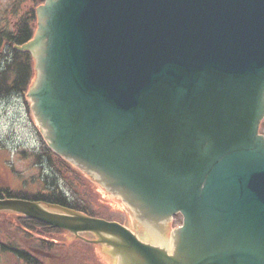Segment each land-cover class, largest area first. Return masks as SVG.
<instances>
[{"label": "water", "instance_id": "obj_1", "mask_svg": "<svg viewBox=\"0 0 264 264\" xmlns=\"http://www.w3.org/2000/svg\"><path fill=\"white\" fill-rule=\"evenodd\" d=\"M37 17L16 48L36 61L40 134L134 203L139 218L102 187L139 236L150 220L184 219L171 240L164 225L167 247L35 200L0 198V210L89 232L106 252L101 237L120 264H264V0H45Z\"/></svg>", "mask_w": 264, "mask_h": 264}, {"label": "trees", "instance_id": "obj_2", "mask_svg": "<svg viewBox=\"0 0 264 264\" xmlns=\"http://www.w3.org/2000/svg\"><path fill=\"white\" fill-rule=\"evenodd\" d=\"M43 1L14 0L8 8L9 10L12 9L13 17L7 18L5 22L0 20V64H2V66L0 65V94L7 92L25 93L34 79L35 69L32 55L28 51L16 50L14 46L29 41L34 35L37 27L36 7ZM5 50L9 53L8 56L5 55ZM3 56L6 58L2 59ZM261 130L264 133V120L261 123ZM34 155L36 159L40 157L45 159L56 170V174L64 179L63 185H60V177L56 175L59 178L57 181L56 179L53 180L51 187H46L41 182V188L36 192H29L24 189L22 192L10 190L6 191L8 197L37 200L92 216L114 219L105 201V193L99 190L98 185L87 174L63 157L55 154L48 146L43 147L41 154L35 153ZM15 217L12 221L18 222L19 226L9 220L14 229L13 234L9 235L8 241L0 239V251L12 253L20 262L25 264H82V260L89 256L81 254L79 258L75 253L77 246L74 243L77 241L83 243V240L73 238L69 243H65L50 234L62 230L19 214H15ZM2 230L3 228L0 227V232ZM29 247L41 251L48 250V254L60 257L53 258L50 255H44L41 259H37L31 255L35 254V251L32 252Z\"/></svg>", "mask_w": 264, "mask_h": 264}, {"label": "rangeland", "instance_id": "obj_3", "mask_svg": "<svg viewBox=\"0 0 264 264\" xmlns=\"http://www.w3.org/2000/svg\"><path fill=\"white\" fill-rule=\"evenodd\" d=\"M13 2L14 0H0V20H4L2 22L13 17L12 9H8ZM44 146H47V141L38 130L34 120L32 104L27 94L22 93L8 98H0V188L15 192H22V189L36 192L41 188V182L46 187H51L53 180L56 179L57 181L59 177V183L63 185L64 179L56 174V170L45 159L42 157L36 159L34 155L35 153L41 154ZM101 189L105 191L102 187ZM106 193L109 197H106L105 201L112 212L113 218L135 230L128 210L108 192ZM13 219L15 218L8 213H0V227L5 229V232L3 230L0 232L1 240H9V235L13 234L14 229L11 227L12 224L9 220L19 226L18 222L12 221ZM180 223L181 217L174 216L171 227L173 228ZM51 233L62 234L63 231ZM20 239H22V236H20ZM74 245L77 246L75 253L79 258L81 254L89 255L82 260V264H111L112 262L111 257L97 242L91 239H87L83 243L77 241ZM79 245L80 247H78ZM29 249L38 254H32L37 259H41L44 255H50L53 258L60 257L48 254V250L41 251L33 247H29ZM17 259L9 252L0 251V264H25Z\"/></svg>", "mask_w": 264, "mask_h": 264}, {"label": "flooded vegetation", "instance_id": "obj_4", "mask_svg": "<svg viewBox=\"0 0 264 264\" xmlns=\"http://www.w3.org/2000/svg\"><path fill=\"white\" fill-rule=\"evenodd\" d=\"M8 97H10V94H9V92H7V95H6V93L5 94H0V98H8Z\"/></svg>", "mask_w": 264, "mask_h": 264}]
</instances>
